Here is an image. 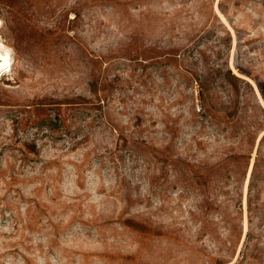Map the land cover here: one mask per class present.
<instances>
[{
    "label": "rangeland",
    "instance_id": "374dc122",
    "mask_svg": "<svg viewBox=\"0 0 264 264\" xmlns=\"http://www.w3.org/2000/svg\"><path fill=\"white\" fill-rule=\"evenodd\" d=\"M0 46V264H264V0H0Z\"/></svg>",
    "mask_w": 264,
    "mask_h": 264
},
{
    "label": "bare ground",
    "instance_id": "6f19581e",
    "mask_svg": "<svg viewBox=\"0 0 264 264\" xmlns=\"http://www.w3.org/2000/svg\"><path fill=\"white\" fill-rule=\"evenodd\" d=\"M0 74L5 71V69L9 66L10 59L8 57L7 51L0 46Z\"/></svg>",
    "mask_w": 264,
    "mask_h": 264
}]
</instances>
